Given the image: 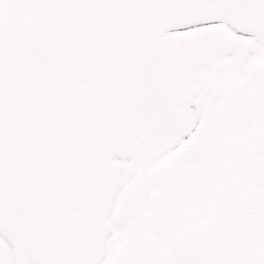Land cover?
I'll use <instances>...</instances> for the list:
<instances>
[{
    "label": "snow or ice",
    "instance_id": "snow-or-ice-1",
    "mask_svg": "<svg viewBox=\"0 0 264 264\" xmlns=\"http://www.w3.org/2000/svg\"><path fill=\"white\" fill-rule=\"evenodd\" d=\"M0 264H264V0H0Z\"/></svg>",
    "mask_w": 264,
    "mask_h": 264
}]
</instances>
